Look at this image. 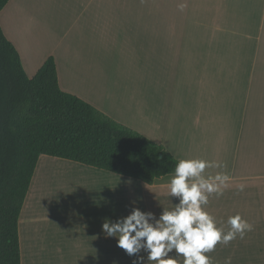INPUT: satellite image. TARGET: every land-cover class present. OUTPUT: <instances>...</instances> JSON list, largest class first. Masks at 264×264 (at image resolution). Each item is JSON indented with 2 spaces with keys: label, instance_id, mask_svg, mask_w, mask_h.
<instances>
[{
  "label": "crops",
  "instance_id": "1",
  "mask_svg": "<svg viewBox=\"0 0 264 264\" xmlns=\"http://www.w3.org/2000/svg\"><path fill=\"white\" fill-rule=\"evenodd\" d=\"M70 1L72 18L53 14L55 0H9L0 11V26L27 76L52 56L63 91L162 144L178 160L226 165L206 169L226 172L231 181L204 207L225 231L236 214L253 230L207 255L213 264L229 257L231 264H264V0ZM32 16L45 41L35 53L12 33ZM63 161L91 176L87 184L100 196L84 199L97 197L91 205L106 210L105 219L115 221L134 207L158 219L178 203L167 195L173 174L149 185L40 155L18 219L20 264H133L135 257L97 223L70 239L58 236L49 216L35 213L43 167ZM140 255L146 264V253Z\"/></svg>",
  "mask_w": 264,
  "mask_h": 264
},
{
  "label": "trees",
  "instance_id": "2",
  "mask_svg": "<svg viewBox=\"0 0 264 264\" xmlns=\"http://www.w3.org/2000/svg\"><path fill=\"white\" fill-rule=\"evenodd\" d=\"M9 0H0V11ZM40 155L152 184L179 161L58 84L54 58L25 73L0 26V264H20L18 219Z\"/></svg>",
  "mask_w": 264,
  "mask_h": 264
},
{
  "label": "clouds",
  "instance_id": "3",
  "mask_svg": "<svg viewBox=\"0 0 264 264\" xmlns=\"http://www.w3.org/2000/svg\"><path fill=\"white\" fill-rule=\"evenodd\" d=\"M224 167L221 162L203 158L180 159L168 184L167 195L178 198L173 208H163L157 219L154 213L134 207L115 221L105 219L102 232L116 238L117 247L135 257L133 264H145L141 252L146 253V264H213L207 253L237 236L243 239L253 230L252 224L236 214L228 217L225 231L204 207L210 196L223 195L231 181L226 172L206 174V169ZM244 187L238 185L240 191ZM224 264H231V258H226Z\"/></svg>",
  "mask_w": 264,
  "mask_h": 264
},
{
  "label": "rangeland",
  "instance_id": "4",
  "mask_svg": "<svg viewBox=\"0 0 264 264\" xmlns=\"http://www.w3.org/2000/svg\"><path fill=\"white\" fill-rule=\"evenodd\" d=\"M54 3L57 8H51L54 11L53 14L59 13V16L70 18L74 16L75 7L71 6L70 0H55ZM36 19L38 18L34 16L28 18L27 27H22L21 23L18 22L17 29L12 31V33H15L14 36L17 40L21 35L22 41L28 44L29 53H35V50L40 49L38 46L45 44V41L41 39L42 36L38 34L37 27L39 22ZM65 162L61 166L55 165V163H48L43 167V175L39 189L36 192L38 202L35 213L49 216L55 226L56 233L60 234L58 236L72 239L73 236L84 235L85 233L83 232H85L86 228L96 223L102 226L105 220L103 213L108 214V212L106 210L103 212L99 206H96V203L91 205V202H94L97 197L88 200L84 199V196L87 198L90 193L95 196L99 195L98 191L95 190L97 187L92 184L90 188L87 184L91 176L80 172L82 167L78 169L71 167V169L65 165ZM71 164L79 165L74 162H71ZM77 226L82 227L77 229ZM59 250L62 254H65L67 248L61 244Z\"/></svg>",
  "mask_w": 264,
  "mask_h": 264
}]
</instances>
